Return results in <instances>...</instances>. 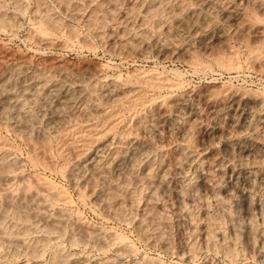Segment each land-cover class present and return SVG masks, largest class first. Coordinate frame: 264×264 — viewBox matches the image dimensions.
Here are the masks:
<instances>
[{
	"label": "rangeland",
	"instance_id": "rangeland-1",
	"mask_svg": "<svg viewBox=\"0 0 264 264\" xmlns=\"http://www.w3.org/2000/svg\"><path fill=\"white\" fill-rule=\"evenodd\" d=\"M160 1L159 0H0V11H1L0 12V53H1L0 54V60H1L0 65L2 63L4 64V62H7L8 58L10 61V59L11 60L12 58L15 59V56H17L16 59L19 60L21 58L20 61L30 62L34 68H36L35 66H37L36 69L38 70V72L41 71L43 74L44 71L39 69L40 68L39 65L42 66L44 64L53 63L56 60L55 62H59V64L65 65L66 68H68L67 74H64V73L63 75L53 74L50 72L49 74L47 73V75L51 76L53 74L52 77H49L51 82L59 83L61 81L60 82L61 84L65 83L63 84L64 86L69 85L68 86L69 89H71L72 87L73 92L75 93L77 92V94L81 92L80 94H82V96L78 98L79 100L76 101L77 103L78 101L79 103L81 102L90 103L95 98H98L99 94L95 93V91L100 93L102 91V86H106L108 88H113V87L121 88L122 87L121 89L118 88L119 89L118 93L119 95L121 94L120 96L130 94L132 89L138 88L140 89V92L144 96V98L139 100L138 103L136 104L137 108L135 107L132 110L126 109L122 111L121 114L116 115V117L115 116L112 117V109L114 110L115 104H112L110 102H107L106 104V101L101 99L102 100L100 101L101 104L100 103L99 104L103 108V109L101 108L102 112L99 111V112L94 113L92 115L93 118L91 116L92 118L91 120H87L88 115L86 113L78 110L79 109L78 106L80 104L76 103L74 104V109H75L74 113L76 112V114L71 115L72 117L71 116L69 117V120L66 123V126L60 127L58 129L57 127L56 128L54 127L56 131L58 130L57 134L54 128L52 127V125H49L50 122L48 121L47 117L44 115L43 117L41 112L38 111L40 108L39 107L40 101L36 100V98L27 97V96H19V101L22 104V111L20 114H15L11 108L6 107V109L4 110L5 112H3L4 113L3 116L2 117L0 116V118L2 119V120L0 119V137H2L0 138V144H1L0 145V155L2 154L1 155L2 157L0 156V166H1L0 177L2 178L3 176V178L0 179V219H1L0 220V225H1L0 226V230H1L0 231V252H1L0 261L4 260L3 262H0V264H56L60 260H61V264H69L70 260H73V258L76 259L79 257H84V258L87 257L86 258L88 260L87 264L88 263L98 264L99 262H100L99 264H106V262L107 264L108 263L109 264H131L132 262H133L132 264H152V263L154 264H264V259L261 260L262 258L259 259V257H255V256L254 258L253 256H251L252 257L251 258L249 257L248 254L246 256V252L244 248L245 247L244 238L240 232L238 233V237L236 236L235 239L230 237L229 235L230 225L226 222V218L223 217L224 214L220 213L221 211H219V209L216 208V206L214 208L210 207V209L208 208L206 211H203L207 215L208 214L212 215V216H208L207 222H204L198 219L197 222L192 227L194 230H192L191 228H188L189 229L188 231V229H184L182 227L181 223L176 218V215L174 211H172V209L163 208V205H165V201H163L162 198H159L158 202L160 205H158L159 208H157V211L160 212V216L162 217L161 221L163 220L161 224L162 229L160 230L163 231L164 236L168 240L169 238H171L169 240V247L164 248L162 244L160 245L161 239L156 235L154 231H153V234L151 235V239L150 238L145 239L140 234L141 233L140 228H142L143 226H146V228L148 227L147 229L152 232V230L149 229L151 228L149 220L145 218L144 211H143L144 204L148 197V192L150 191L149 186H145L146 188L143 185H141V188H140V186L136 184L121 186L120 185L121 179L118 176L117 177L113 176L111 178H108L106 180L107 182L101 181L99 185L97 183L96 184L94 183L96 188H93L92 184L90 185V183H86V180L82 176V173L79 172L80 173L79 174L75 172L73 174V171L70 170V167H71L69 164L70 160L76 156L78 151L85 150V148L89 147L90 144L92 143V140L96 139V136L98 137L100 135L99 132L103 131L105 129V126L109 122L117 123V125L115 126L116 127L115 131L117 130L115 135L117 137L124 135V132L127 133L128 131L129 132L132 131L133 134H139L138 130H136L137 129L136 126L138 125L133 127L134 126L133 122L137 124V121H138L137 115L133 116V113L135 112V110L138 113L142 112L144 106L146 105H149V107L151 108H155V104L152 103V100L153 98L157 97V95L161 97L165 96L163 97V99L167 100L168 103L174 98L187 95L189 100H191L189 101V103L197 107L199 112L201 111L200 118H199V120L202 118L200 120L201 122L198 121L197 123L199 124H197L196 128L194 129V133L195 132L197 133V134L195 133L197 144H201V143L207 144L210 142L211 138L213 139V141L215 140L214 142L216 143V144L213 143L212 146L208 148L207 150L212 155H210L207 152L206 153L207 155L203 154L201 156V159L203 160V162H201L202 165H205L206 158H210V156L212 157L213 154L215 155L218 152L223 153L228 143H234L237 141L238 142L241 141L242 143L249 144V143H253V141L255 142L257 140H260L263 137L264 133L261 130L259 121H260L261 116L262 117L264 116V105H263L264 104L263 102L264 101V12H263L264 4H262L264 3V0H260L261 4L257 3V0H255V2L258 5H262L259 7V9H257L258 5L256 3L255 4L257 5V7L255 6L253 2L254 0H250V1L249 0H246V1L245 0L244 1L243 0H215V1L211 0V1H214V4H213L214 7H211L210 5V6H206L203 9L201 13L202 17L200 18L201 23H200V20L194 21L193 19H188L187 20L188 22L186 21L185 24L184 23L179 24L177 20L172 19V17H170L169 14L168 13L166 14V12L164 11L162 14L161 12L159 13L156 7L160 5ZM164 1L167 2L169 0H164ZM196 1L197 0H185L187 4L193 7H195L196 4L200 0H198L197 3H195ZM165 2H163L162 0V4H164ZM232 4H234V6H232ZM245 5H248V6H245ZM233 7H236L239 9L241 8L244 11L245 15L243 14V17L246 20L245 24H240V22L236 20L237 18L231 15L230 10ZM247 7H248V10L245 9ZM148 13L150 16L148 15ZM190 20H193V21H190ZM175 23H176V26H175ZM249 24H251V27ZM255 24L258 27H256ZM188 25L191 28H189ZM172 27H176V28H172ZM234 27L236 29L239 28L240 30L239 29L236 30ZM213 30H216V31H213ZM208 33H210V35H208ZM223 35L226 36L227 38L224 37ZM208 37L210 39H208ZM163 44L166 47L163 46ZM162 46L163 48H161ZM32 59L34 60V62ZM43 59L44 60L46 59V60L44 61ZM82 68L83 70H81ZM89 71H91V75ZM80 74L82 75V77H79ZM21 76L23 77L25 76V74L19 75V78ZM67 76H68L69 81L67 80ZM96 80L97 82H100V83H97ZM112 80H114L113 81L115 83L114 85H113ZM174 80H176L177 82ZM77 81L79 82V84H77ZM116 83L120 86H118ZM137 85H139V87ZM152 85L155 87H153ZM176 85H179V87ZM140 86L142 88H140ZM88 87H91V88H88ZM151 88H155L154 90H156L157 88L158 89L154 91ZM96 89L100 91H97ZM176 89H178L177 92H176ZM141 90L144 92H142ZM92 96H93L92 98L93 100H91ZM87 97L90 99H88ZM31 98L32 99L34 98L35 101L30 100ZM254 100H255V103H253ZM23 101L27 104L25 103L23 104ZM30 101L32 102L34 101L33 102L34 104ZM103 101L105 102L103 103ZM252 103L254 105H252ZM75 107H77L78 109ZM249 107H252V109H250L251 111L249 110L248 112H246L245 109L246 108L248 109ZM33 108H35L36 110ZM25 111L26 112L28 111V112L25 114ZM77 111H79V113ZM10 113L14 114V116H12ZM32 114L34 115L32 116L33 118L30 117ZM84 114L85 116L87 115L86 116L87 119L85 118ZM172 114H175V110L173 111V109H172ZM243 114H245L249 118H248V122H246V124L244 125L245 127H242L241 129L242 132L241 130L239 131L237 129V127L240 126L239 124V126L236 125V128L234 126L233 128L230 129L231 131L228 132V134L231 133L229 134V136L231 135L230 137H228V135L227 136L220 135L221 134L220 131L223 132L227 129L228 127L227 122H229V119H231L232 116H233L232 119L234 118H235L234 120L238 119L237 121L240 123L245 117V115ZM21 115L24 116L25 118L29 117L30 118L29 120L32 119L31 120L32 122H36L39 125L37 124H34L33 126L30 125L31 129L30 128L28 130L23 129L24 131L21 130V128L16 127L15 125H12V124H17V123H22V119L25 120V118L22 117ZM130 115H131V118L133 116L132 121H131ZM96 116H97V119L95 118ZM72 118H73V121L75 120L76 121L75 122L71 121ZM117 118L118 120H116ZM106 120L107 121L110 120V121L106 122ZM45 121L47 123H45ZM71 122H73V124ZM96 122H98V124ZM98 125L101 127H99ZM86 126L88 129L86 128ZM37 127L40 129H38ZM210 127L212 130H210ZM48 128H50L51 130ZM198 128H199V131L197 130ZM78 131H79V134H77ZM256 131H259V132H256ZM42 132L44 135L46 134L47 135L43 136ZM51 132L53 133L51 134ZM210 133H213V134L210 135ZM33 134L35 137L33 136ZM37 134L39 135L41 134V135L39 136ZM102 134H103L102 137L105 141L109 139L111 136V133H109L107 136H105L106 133L104 132H102ZM218 135L219 137H222V136L223 137L217 138ZM60 136L62 137V139L64 138L66 140L64 139L62 140ZM38 137H41V139ZM202 137L204 138L203 142L202 140H200L202 139ZM205 138L209 141L207 142ZM60 139L62 141H60ZM89 139L91 141H88ZM197 139H199V141ZM77 140L79 142H77ZM73 142L75 144H73ZM69 148L71 151L69 150ZM5 164H7L8 166H6ZM66 164H67V167H66ZM10 170H12V172ZM60 171H63V173H61ZM68 171H70L72 174H69ZM223 173L226 174L227 177ZM223 173L222 175L224 176H222L221 174H218L216 178L220 179L221 181L220 183H222V185L228 184L227 186L229 187V183L227 182L228 181L233 182V179L229 178L232 172H229L228 170H224ZM43 178L46 180H43ZM109 180L112 183H110ZM113 181H116V182L113 183ZM54 184L55 186H53ZM111 185L112 187H114V191L115 189L116 191H118V195L122 194L126 197L128 194V197L130 198L129 202H127L124 206H122V208H120L122 210L121 212H120V209H116V207L114 206V202H115L114 199H116L115 193L114 195L109 194V196L107 197L108 200L104 202L99 203L98 199L96 200L97 192L100 190V188L107 189L108 187H111ZM119 185L121 187H119ZM97 187L99 189H97ZM58 191L67 192V196L69 197L70 201L69 202L63 201L61 198H59L56 195ZM135 192H136V196H135ZM130 193H131V196H130ZM31 195H33L34 197ZM44 196H45V200H44ZM52 196L53 198H51ZM262 198L264 199L263 196ZM136 199H138L139 201H137ZM8 200L10 203L8 202ZM64 202H67V203L65 204ZM34 203H36V205ZM107 203L110 205H108ZM31 205H33V207ZM105 205L107 208L105 207ZM111 205L113 206V208ZM126 205H128V207ZM94 206L97 209H95ZM38 207H39V210H38ZM44 207H45V210H44ZM35 208L36 210H34ZM46 209L47 211L51 210L50 213L47 212ZM20 210H21L20 216L22 217L19 218L18 217L19 215L18 216L15 215V212L19 213ZM38 211L40 212V214ZM61 211L62 213H60ZM124 212L126 214L128 213V215H126ZM48 213L51 215L49 216ZM52 213H54V215ZM57 213L59 216H57ZM196 213L198 216L202 214L201 210L199 211L197 210ZM68 215L70 217H68ZM126 216L127 218H125ZM75 217L79 221L75 220ZM31 218H33V220ZM128 218L131 220H129ZM9 219L10 220L12 219V220L10 221ZM39 219L40 221H38ZM58 219H61L60 222H62L63 220L62 225H59L60 223L55 222V220L58 221ZM218 219L220 221H218ZM65 220H67V222ZM42 221L51 222V226L49 224L50 222L49 223L47 222L50 226L49 231L47 230L48 232L46 231V228L43 227ZM140 221L141 222L144 221V223L142 222L141 224ZM37 222H39L41 226ZM214 222L215 224H213ZM26 223L27 225H30V226H27ZM3 224H4L5 229L3 227ZM10 224L12 227L10 226ZM164 225H165V228H164ZM256 225L257 223L254 222V226L257 228ZM201 226L205 228H202ZM1 227L3 228V231ZM208 228L211 230H209ZM18 229L19 231L23 232V235H21V237L22 239L26 238L25 240H23L25 242L23 241H20V242L13 241L12 242L13 238L14 240L16 238L15 231L16 230L18 231ZM23 229L27 231H24ZM50 229H52L51 232H50ZM30 230H32V232H30ZM224 230L226 232H224ZM52 231H54L55 233ZM212 231H215L213 235L215 239L212 237L213 241L211 240V243H208L206 241L207 236ZM7 233L9 234L7 235ZM30 233L32 234L31 236H30ZM49 233H52V235H50ZM193 233H195L196 235ZM111 234L121 235L122 237H125L126 241L130 243L129 244L130 247L124 248L123 246H117L116 244H114L111 239L112 238ZM85 235L86 237L84 238ZM216 235L218 237H216ZM223 235L225 236V239L222 238ZM38 236L40 237V239ZM109 236L111 237L109 238ZM184 236H186L187 239L190 238L189 239L190 241L185 239ZM240 236L242 237V239ZM101 238H102V241L104 242V243L102 242L103 245L102 244L100 245L94 241L96 239H101ZM46 239L49 241H47ZM156 239H158L159 242ZM183 239L187 240L191 244L190 245L192 248L191 250L194 251V253L191 251L192 254L190 253V256L188 255L187 252L183 253L184 251L181 248V243ZM2 240H5V241H2ZM35 240L40 241L41 247L39 249L41 250L39 251L33 247L34 246L33 243L35 242ZM223 240L225 242H223ZM81 241L82 242L84 241V242L81 243ZM205 242H207L208 245L207 244L205 245ZM217 242L220 244L218 245ZM21 243L23 246H25L26 244L27 247H23ZM46 243H49V244H46ZM56 244L57 246H55ZM209 244L212 245V247ZM224 244H226V246ZM216 246H218V248ZM235 246L236 248H234ZM241 247H242V251H241ZM28 248L30 251L28 250ZM55 248L57 251L55 250ZM232 248L236 252L238 251L239 252L236 254ZM18 249H19V253L16 252L18 251ZM21 250H26V251H21ZM42 250H44L46 253ZM180 250L182 251V253ZM53 251H54V254H52ZM64 253H66L67 256ZM77 253L79 254V256L76 255ZM62 254H64L63 255L64 257L61 256ZM191 256L193 258H191ZM56 260L58 262H55ZM63 261L65 262L63 263Z\"/></svg>",
	"mask_w": 264,
	"mask_h": 264
},
{
	"label": "bare ground",
	"instance_id": "bare-ground-1",
	"mask_svg": "<svg viewBox=\"0 0 264 264\" xmlns=\"http://www.w3.org/2000/svg\"><path fill=\"white\" fill-rule=\"evenodd\" d=\"M160 1V0H159ZM198 1V0H197ZM197 1L195 3H197ZM215 1V0H214ZM214 1L211 0H200L195 7L190 6L189 4H187L185 2V0H169L167 2H165L163 0V2H165L164 4H162V0L160 1V5H158L157 11L161 14L164 12H166V14L168 13L170 17H172V19H175L180 23H184L188 20V19H193L194 21L196 20H200L201 13L203 11V9L206 6H210L214 7ZM244 1V0H243ZM246 1V0H245ZM250 1V0H249ZM220 2V1H219ZM223 2V1H222ZM254 4L256 3L255 0L253 1ZM148 3V2H147ZM190 3V2H189ZM224 3V2H223ZM235 3V2H234ZM257 3L261 4L260 0H257ZM256 3V4H257ZM162 4V5H161ZM191 4V3H190ZM245 4V3H244ZM255 4V6L257 7V5ZM264 4V3H262ZM150 5V4H149ZM243 5V4H242ZM241 5V6H242ZM249 5V4H248ZM245 5V6H248ZM251 5V4H250ZM227 6V5H226ZM232 6H234V4H232ZM262 6V5H258V8ZM216 7V5H215ZM238 7V6H237ZM244 7V6H243ZM150 8V7H149ZM153 8V7H152ZM208 8V7H207ZM219 8V7H218ZM222 9V8H221ZM229 9V8H228ZM231 9V8H230ZM248 10V7L245 8ZM224 10V9H223ZM222 10V11H223ZM246 10V11H247ZM206 11V9H205ZM220 11V10H219ZM245 11V12H246ZM261 11V10H260ZM1 12V11H0ZM210 12V11H209ZM228 12V11H227ZM248 12V11H247ZM264 12V11H263ZM231 15H233L234 17H236L240 24H245V19L243 17L244 11L240 8H236L233 7L230 10ZM225 14V13H224ZM229 14V13H228ZM227 14V15H228ZM248 14V13H247ZM255 14V13H254ZM149 15V13H148ZM203 15V14H202ZM245 15V14H244ZM150 16V15H149ZM154 16V15H153ZM168 16V15H167ZM156 17V16H155ZM210 17V16H209ZM223 17V16H222ZM227 17V16H226ZM168 18V17H167ZM206 18V17H205ZM208 18V17H207ZM229 18V17H228ZM211 19V18H210ZM248 19V18H247ZM263 19V18H261ZM190 20V21H193ZM259 20V19H258ZM206 21V20H205ZM211 21V20H210ZM177 22V24H178ZM188 22V21H187ZM217 22V21H216ZM249 22V21H247ZM193 23V22H192ZM201 23V20H200ZM209 23V22H208ZM251 23V22H250ZM178 24V26H179ZM194 24V23H193ZM192 24V25H193ZM197 24V23H196ZM204 24V23H203ZM218 24V23H216ZM236 24V23H234ZM247 24V23H246ZM209 25V24H208ZM248 25V24H247ZM251 27V24H249ZM254 25V24H253ZM252 25V27H253ZM176 26V23H175ZM177 26V27H178ZM189 26V25H188ZM218 26V25H217ZM220 26V25H219ZM223 26V25H222ZM234 26V25H233ZM243 26V25H242ZM246 26V25H245ZM256 26V24H255ZM186 27V26H185ZM214 27V25H213ZM211 27V28H213ZM237 27V26H236ZM240 27V26H239ZM258 27V26H256ZM172 28H176V27H172ZM181 28V27H180ZM188 28V27H187ZM189 28H191L189 26ZM194 28V27H193ZM207 28V27H206ZM216 28V27H215ZM214 28V29H215ZM218 28V27H217ZM221 28V27H220ZM231 28V27H230ZM235 28V27H234ZM169 29V28H168ZM197 29V28H196ZM209 29V27H208ZM226 29V28H225ZM229 29V27H228ZM236 29V28H235ZM239 29V28H237ZM236 29V30H237ZM251 29V28H250ZM174 30V29H173ZM176 30V29H175ZM189 30V29H188ZM191 30V29H190ZM193 30V29H192ZM219 30V29H218ZM240 30V29H239ZM238 30V32H239ZM248 30V29H246ZM196 31V30H195ZM216 31V30H213ZM244 31V30H243ZM199 32V31H198ZM211 32V31H210ZM221 32V31H220ZM242 32V30H241ZM247 32V31H245ZM179 33V32H178ZM205 33V32H203ZM212 33V32H211ZM219 33V32H218ZM232 33V32H231ZM172 34V32H171ZM186 34V33H185ZM239 34V33H237ZM194 35V34H193ZM208 35H210V33H208ZM214 35V34H213ZM218 35V34H217ZM255 35V34H254ZM224 36V35H223ZM261 36V35H260ZM201 37V36H200ZM214 37V36H213ZM219 37V36H218ZM226 37V36H224ZM262 37V36H261ZM227 38V37H226ZM197 39V38H196ZM208 39H210L208 37ZM205 40V39H204ZM154 41V40H153ZM160 41V40H159ZM164 41V40H163ZM46 42V41H45ZM152 42V41H151ZM210 42V41H209ZM140 43V42H139ZM165 43V42H164ZM162 44V43H161ZM160 44V45H161ZM48 45V44H47ZM142 45V44H141ZM156 45V44H155ZM158 45V44H157ZM206 45V44H205ZM140 46V45H139ZM163 46H165L163 44ZM163 46L161 48H163ZM170 46V44H169ZM209 46V45H207ZM146 47V46H145ZM166 47V46H165ZM159 48V49H161ZM169 48V47H168ZM141 49V48H140ZM165 49V48H164ZM173 50V49H172ZM187 50V49H186ZM5 51V50H3ZM141 52V51H140ZM173 52V51H172ZM4 53V52H3ZM12 53V52H11ZM162 53V52H161ZM1 54V53H0ZM6 54V53H5ZM10 55V54H9ZM3 56V55H2ZM5 56V55H4ZM12 56V55H11ZM8 57V56H7ZM17 56H15V59L12 60L8 58L7 62H4V64L2 63L0 65V116H3V112H5L4 110L6 109V107H9L13 110V112L15 114H20L22 111V104L19 101V96H27V97H34L36 98V100L40 101V108L38 111L41 112L42 116H46L48 121L50 122L49 125H52V127L56 128H60V127H65L66 123L69 120V117L71 115L76 114V112L74 113V104H76L77 100H79L78 98L80 96H82V94H77V92H73L72 91V87L71 89H69V85L68 86H64L63 84L59 83H54L51 82L49 77H52L53 74H67L68 72V68H66L65 65H61L59 64V62H54L53 63H49V64H44V65H39L41 70H43V74L42 72H38V70L36 69L37 66H35L36 68H34L32 66V64L30 62H24V61H20V59H16ZM29 57V56H28ZM23 58V57H22ZM26 58V57H24ZM51 58V57H50ZM7 59V58H5ZM25 60V59H23ZM33 60V59H32ZM44 60V59H43ZM46 60V59H45ZM44 60V61H45ZM52 60V59H51ZM1 61V60H0ZM6 61V60H5ZM29 61V60H28ZM42 61V60H41ZM34 62V60H33ZM32 62V63H33ZM43 62V61H42ZM47 62V61H46ZM45 62V63H46ZM50 62V61H49ZM41 63V62H40ZM62 63V62H60ZM65 63V62H64ZM37 64V63H36ZM66 64V63H65ZM68 64V63H67ZM70 67V66H69ZM86 69V68H85ZM83 70V68L81 69ZM79 70V71H81ZM102 70V69H101ZM87 71V70H86ZM93 71V70H92ZM53 73L51 76L47 75V73ZM78 72V71H77ZM90 75H91V71ZM80 73V72H79ZM25 74V76H21L19 78V75H23ZM71 74V73H69ZM73 74V73H72ZM76 74V73H75ZM93 74V73H92ZM74 75V74H73ZM89 75V76H90ZM161 75V74H160ZM57 76V75H55ZM60 76V75H59ZM61 77V76H60ZM65 77V76H63ZM71 77V76H69ZM74 77V76H73ZM79 77H82V75L80 74ZM99 77V76H98ZM58 78V77H56ZM77 78V77H76ZM84 78V77H83ZM90 78V77H89ZM64 79V78H63ZM71 79V78H70ZM74 79V78H72ZM81 79V78H80ZM117 79V78H116ZM163 79V78H162ZM176 79V78H174ZM179 79V78H178ZM54 80V79H53ZM66 80V79H65ZM67 80H68V76H67ZM85 80V79H84ZM83 80V82H84ZM88 80V79H87ZM98 80V78H97ZM96 80V82H97ZM102 80V79H101ZM159 80V79H158ZM69 81V80H68ZM66 81V82H68ZM73 81V80H72ZM93 81V80H92ZM114 80H112L113 82ZM148 81V80H147ZM156 81V79H155ZM176 81V80H174ZM173 81V82H174ZM56 82V81H55ZM65 82V81H64ZM105 82V81H104ZM108 82V81H107ZM177 82V81H176ZM179 82V81H178ZM100 83V82H97ZM103 83V82H102ZM155 83V82H154ZM77 84H79V82L77 81ZM82 84V83H81ZM80 84V85H81ZM86 84V83H85ZM95 84V83H94ZM107 84V83H106ZM115 83L113 82V85ZM117 84V83H116ZM135 84V83H134ZM165 84V82H164ZM177 84V83H175ZM102 85V84H101ZM118 85V84H117ZM130 85V84H129ZM141 85V84H139ZM139 85H137L139 87ZM156 85V84H154ZM185 85V84H184ZM183 85V86H184ZM97 86V85H95ZM99 86V85H98ZM111 86V85H110ZM116 86V85H115ZM120 86V85H118ZM134 86V85H133ZM153 86V85H152ZM151 86V87H152ZM179 87V85H176ZM80 87V86H78ZM136 87V86H135ZM146 87V86H145ZM155 87V86H153ZM91 88V87H88ZM97 88V87H96ZM120 87H113V88H108L106 86H102V91L96 92L95 89V93H98L99 96L98 98H95L94 100L92 99L93 96L91 97V101L90 103H84L81 102L78 103L80 104L77 107L79 111L86 113L88 119L86 118L85 114V118L87 120H91L93 118V114L96 112L101 111V103L100 101H102L101 99L107 102H110L112 104H115V108L114 110L112 109V117L118 114H121L122 111L126 110V109H133L136 107V104L138 103L139 100H141L142 98H144L143 94L140 92V89L135 88L132 89L130 94L124 95V96H120L118 91ZM122 88V87H121ZM120 88V89H121ZM140 88H142L140 86ZM167 88V87H166ZM164 88V89H166ZM174 88V87H173ZM77 89V88H76ZM81 89V88H80ZM128 89V88H127ZM151 89H155V88H151ZM158 89V88H157ZM156 89V90H157ZM183 89V88H182ZM210 89V88H209ZM97 90V89H96ZM123 90V89H122ZM147 90V89H146ZM154 90V91H156ZM163 90V89H162ZM178 89H176L177 92ZM77 91V90H76ZM83 91V90H81ZM100 91V90H97ZM125 91V90H124ZM129 91V90H128ZM142 91V90H141ZM144 92V91H142ZM150 92V91H149ZM153 92V91H152ZM160 92V91H159ZM164 92V91H163ZM175 92V93H176ZM123 93V92H121ZM161 93V92H160ZM168 93V92H167ZM174 93V91H173ZM172 93V94H173ZM189 93V92H188ZM193 93V92H192ZM198 93V92H197ZM196 93V94H197ZM210 93V92H209ZM208 93V94H209ZM84 94V93H83ZM90 94V93H89ZM94 94V93H93ZM146 94V93H145ZM148 94V93H147ZM166 94V93H165ZM194 94V93H193ZM161 95V94H160ZM170 95V93H169ZM189 95V94H188ZM242 95V94H241ZM84 96V95H83ZM163 96V95H162ZM191 96V95H190ZM211 96V95H209ZM86 97V96H85ZM84 97V98H85ZM165 97V96H163ZM163 97L158 96L153 98L152 103L155 104V108H151L149 107V105L144 106L142 112H135L133 113V116L137 115V124L133 122L134 126L137 127L136 130H138L139 134H133L132 131L131 132H124V135L117 137L116 131H115V126L117 125L116 122H109L110 120H106V122H109L106 126L105 129L103 131L99 132V136H96V139L92 140V143L90 144L89 147L85 148V150H81L78 151V153L76 154L75 157H73L69 164H70V170L73 171V174L75 172L77 173H82V176L84 177V179L86 180V183H90V185H93V188H96L94 183L98 184L101 183V181H106L108 178H111L113 176H118L121 180L120 185L121 186H126V185H130V184H136L139 185L141 188V185L145 186H149V192H148V197L146 199V202L144 204L143 207V211H144V216L146 219L149 220V223L151 225V229L152 232L150 230H148L146 228V226H143L141 229V235L142 237H144L145 239L150 238L151 239V235L153 234V231L156 233V235L161 239L160 241V245L162 244V246L164 248H168L169 247V240L171 238H169V240L164 236V233L161 228V224H162V217L160 216V212L157 211V208H159L158 205V199L162 198L163 201H165V205H163V208H169L172 209V211H174L176 218L179 220V222L181 223L182 227L184 229H188L191 228L192 230H194L192 227L193 225L197 222L198 219H200L201 221L207 222L208 221V216H212L210 214H206L203 211H206L208 208L210 209V207L214 208L216 206V208L219 209V211H221L220 213H223L222 216L226 218V222L230 225V237L231 238H236V236L238 237V233L240 232L241 235L244 238V244H245V252H246V256L247 254L249 255V257L254 256L255 257H259V259L263 260L264 259V199L262 198V196L264 197V134L263 137L260 140L257 141H253V143H242L240 142H234V143H228L224 149V152H218L215 155L213 154V156L210 158H206L205 159V165H202L201 162H203V160L201 159V156L203 154H206L208 151V148H210L212 146L213 143H215L213 141V139H210V142L205 144V143H201V144H197L195 135L194 133V129L196 128L197 123L200 118V112L198 110L197 107H195L194 105H192L191 103H189V98L187 95L185 96H180L177 98H174L173 100H171L169 103L167 102V100H164ZM168 97V96H167ZM166 97V98H167ZM23 98V97H22ZM34 98L30 99V100H34ZM83 98V97H82ZM88 98V97H87ZM147 98V97H146ZM206 98V97H205ZM238 98V97H237ZM81 99V98H80ZM86 99V98H85ZM90 99V98H88ZM195 99V98H194ZM245 99V98H243ZM22 100V99H21ZM238 100V99H237ZM35 101V100H34ZM33 101V102H34ZM84 101V100H83ZM86 101V100H85ZM89 101V100H88ZM103 101V103L105 102ZM208 101V100H207ZM233 101V100H232ZM242 101V100H241ZM29 102V101H28ZM32 102V101H30ZM32 102V103H33ZM150 102V101H149ZM215 102V101H214ZM238 102V101H237ZM243 102V101H242ZM264 102V101H263ZM25 102L23 101V104ZM77 103V104H78ZM100 103V104H99ZM109 103V104H110ZM255 103V100L254 102ZM252 103V105H254ZM261 103V102H259ZM27 104V103H25ZM34 104V103H33ZM39 104V103H38ZM149 104V103H148ZM211 104V102H210ZM235 104V103H233ZM241 104V103H240ZM251 104V103H250ZM249 104V106H250ZM37 105V104H36ZM35 105V107H36ZM104 105V104H102ZM139 105V104H138ZM232 105V104H231ZM237 105V104H236ZM235 105V107H236ZM264 105V104H263ZM262 105V107H263ZM33 106V105H32ZM106 106V105H105ZM151 106V105H150ZM197 106V105H196ZM210 106V105H209ZM247 106V105H246ZM261 106V105H260ZM25 107V106H24ZM34 107V106H33ZM111 107V106H110ZM140 107V106H139ZM28 108V107H27ZM137 108V107H136ZM221 108V107H220ZM238 108V107H237ZM257 108V107H256ZM35 109V108H33ZM103 109V108H102ZM105 109V108H104ZM172 109L173 111L175 110V114H172ZM235 109V108H234ZM243 109V108H242ZM250 109H252V107H249L248 109L246 108V112H248ZM258 109V108H257ZM30 110V108H29ZM36 110V109H35ZM202 110V109H201ZM79 111H77L79 113ZM106 111V110H105ZM103 111V112H105ZM108 111V110H107ZM208 111V110H207ZM214 111V110H213ZM251 111V110H250ZM255 111V109H254ZM12 112V113H13ZM28 112V111H27ZM25 111V114L27 113ZM80 112V114H81ZM102 112V111H101ZM131 112V111H130ZM133 112V111H132ZM218 112V110H217ZM242 112V111H241ZM240 112V113H241ZM244 112V111H243ZM253 112V111H252ZM8 113V112H7ZM6 113V114H7ZM10 113L12 116H14V114ZM24 113V112H23ZM30 113V111H29ZM77 113V114H78ZM238 113V112H237ZM261 113V112H260ZM38 114V112H37ZM98 114V113H97ZM102 114V113H101ZM104 114V113H103ZM106 114V113H105ZM111 114V113H110ZM132 114V113H131ZM213 114V113H212ZM228 114V113H227ZM239 114V113H238ZM100 115V114H99ZM124 115V114H123ZM122 115V116H123ZM237 115V114H236ZM245 115V114H243ZM247 115V113H246ZM243 118V120L239 123L237 120L229 119L228 123V127L225 131L221 132L220 131V135H224V136H229V131H231L230 129L233 128L236 125L240 126L237 127V129L240 131L242 129V127H245L244 125L246 124V122H248V116H246ZM22 116V115H21ZM26 116V115H25ZM34 116L33 114L30 116L32 117ZM43 116V117H44ZM82 116V114H81ZM92 116V118H91ZM133 116L131 118V121L133 119ZM202 116V115H201ZM208 116V115H207ZM24 117V116H22ZM72 117V116H71ZM77 117V116H76ZM99 117V116H98ZM101 117V116H100ZM110 117V116H109ZM111 117V118H112ZM203 117V116H202ZM230 117V116H229ZM239 117V116H238ZM25 118V117H24ZM33 118V117H32ZM74 118V117H73ZM73 118L71 121H73ZM80 118V117H79ZM97 119V116L95 117ZM105 118V117H104ZM107 118V117H106ZM123 118V117H121ZM129 118V117H128ZM129 118V119H130ZM1 119V118H0ZM19 119V118H18ZM21 119V118H20ZM30 118L27 117L25 118V120L22 119V123H17V124H12L15 125L18 128H21V130L23 129H29L30 125L33 126L34 124H37L36 122H32L31 120H29ZM35 119V118H34ZM43 119V118H41ZM110 119V118H109ZM2 120V119H1ZM4 120V118H3ZM12 120V119H11ZM105 120V119H104ZM118 120V118L116 119ZM204 120V119H203ZM8 121V120H7ZM76 121V120H75ZM73 121V122H75ZM79 121V120H78ZM84 121V120H83ZM82 121V122H83ZM113 121V120H112ZM259 121V120H258ZM11 122V121H10ZM19 122V121H17ZM48 122V123H49ZM73 122H71L73 124ZM103 122V121H102ZM201 122V121H200ZM260 122V123H259ZM258 123L261 126V130L264 133V116L260 118V121ZM14 123V122H13ZM43 123V122H42ZM45 123H47L45 121ZM79 123V122H78ZM90 123V122H88ZM98 124V122H96ZM95 123V124H96ZM204 123V122H202ZM218 123V122H217ZM225 123V122H224ZM83 124V123H81ZM87 124V123H85ZM94 124V123H93ZM92 124V125H93ZM121 124V123H120ZM132 124V123H131ZM219 124V123H218ZM222 124V123H221ZM220 124V125H221ZM256 124V123H255ZM258 124V126H259ZM39 125V124H37ZM101 125V124H100ZM128 125V124H127ZM14 126V127H15ZM78 126V125H77ZM75 126V127H77ZM94 126V125H93ZM99 126V125H98ZM120 126V125H119ZM202 126V125H201ZM74 127V128H75ZM101 127V126H99ZM103 127V126H102ZM209 127V126H207ZM206 127V128H207ZM216 127V126H215ZM255 127V126H254ZM38 128V127H37ZM45 128V127H44ZM52 128V129H53ZM54 128V130H55ZM68 128V127H67ZM87 128V126H86ZM85 128V129H86ZM93 128V127H92ZM128 128V127H126ZM130 128V127H129ZM201 128V127H200ZM258 128V127H257ZM31 129V128H30ZM36 129V127H35ZM40 129V128H38ZM42 129V128H41ZM50 129V128H48ZM69 129V128H68ZM79 129V128H78ZM84 129V128H82ZM88 129V128H87ZM91 129V128H90ZM98 129V128H97ZM122 129V128H121ZM204 129V128H203ZM220 129V128H219ZM252 129V128H251ZM16 130V129H15ZM20 130V129H19ZM26 130V131H27ZM51 130V129H50ZM62 130V129H61ZM66 130V129H64ZM73 130V129H71ZM101 130V129H100ZM125 130V129H124ZM199 131V128L197 129ZM209 130V129H208ZM210 130L211 127H210ZM249 130V129H248ZM24 131V130H23ZM33 131V130H32ZM56 131V130H55ZM58 131V130H57ZM56 131V134H57ZM69 131V130H68ZM77 131V130H76ZM75 131V132H76ZM84 131V130H83ZM88 131V130H87ZM98 131V130H97ZM127 131V130H126ZM197 131V132H198ZM237 131V130H235ZM246 131V130H244ZM255 131V130H254ZM261 131V132H262ZM28 132V131H27ZM36 132V131H34ZM38 132V131H37ZM41 132V131H40ZM47 132V131H46ZM64 132V131H63ZM92 132V131H90ZM96 132V131H95ZM102 132L106 133L105 136H107L109 133H111V136L109 139H107L106 141L103 139L102 137ZM209 132V131H208ZM242 132V130H241ZM240 132V133H241ZM248 132V131H247ZM246 132V133H247ZM259 132V131H256ZM260 132V133H261ZM39 133V132H38ZM53 132H51L52 134ZM60 133V132H59ZM58 133V134H59ZM84 133V132H83ZM87 133V132H86ZM204 133V132H202ZM217 133V132H216ZM233 133V132H232ZM25 134V133H24ZM36 134V133H35ZM43 134V132H42ZM55 134V133H54ZM70 134V133H69ZM79 134V131L78 133ZM88 134V133H87ZM90 134V133H89ZM95 134V133H94ZM122 134V133H121ZM206 134V133H205ZM213 133H210V135H212ZM245 134V133H244ZM20 135V134H19ZM27 135V134H26ZM30 135V133H29ZM39 135V134H37ZM41 135V134H40ZM39 135V136H40ZM47 135V134H46ZM43 134V136H46ZM60 135V134H59ZM63 135V134H62ZM96 135V134H95ZM94 135V136H95ZM208 135V134H207ZM206 135V136H207ZM241 135V134H240ZM23 136V135H22ZM25 136V135H24ZM34 136V134H33ZM74 136V135H73ZM76 136V135H75ZM93 136V134H92ZM142 136V137H141ZM203 136V134H202ZM235 136V135H234ZM249 136V135H248ZM253 136V134H252ZM30 137V136H29ZM35 137V136H34ZM42 137V136H41ZM41 137H38L41 139ZM61 137V136H60ZM59 137V138H60ZM64 137V136H63ZM82 137V136H81ZM89 137V136H88ZM198 137V136H197ZM209 137V136H208ZM223 137V136H222ZM222 137H218L217 138H222ZM2 138V137H0ZM44 138V137H43ZM57 138V137H56ZM106 138V137H105ZM201 138V137H200ZM216 138V137H215ZM248 138V137H247ZM245 138V139H247ZM257 138V137H256ZM62 139V137H61ZM60 139V141H62ZM71 139V138H70ZM203 137L202 142H203ZM206 139V138H205ZM3 140V139H2ZM66 140V139H64ZM72 140V139H71ZM75 140V139H74ZM82 140V139H81ZM199 141V139H197ZM207 140V139H206ZM205 140V141H206ZM69 141V140H68ZM73 141V140H72ZM76 141V140H75ZM87 141V140H86ZM88 141H91L90 139ZM209 140H207L208 142ZM77 142H79L77 140ZM232 142V141H231ZM4 143V141H3ZM71 143V142H70ZM81 143V142H80ZM79 143V144H80ZM88 143V144H89ZM199 143V142H198ZM7 144V143H6ZM69 144V143H68ZM73 144H75L73 142ZM205 144V145H204ZM216 144V143H215ZM222 144V143H221ZM1 145V144H0ZM83 145V144H82ZM224 145V146H225ZM4 146V145H3ZM64 146V145H63ZM69 146V145H68ZM78 146V145H77ZM61 147V146H60ZM73 147V146H71ZM7 148V147H6ZM77 148V147H76ZM79 148V147H78ZM2 149V148H1ZM8 149V148H7ZM63 149V148H62ZM73 149V148H72ZM213 149V148H211ZM219 149V148H217ZM70 150V148H69ZM216 150V149H215ZM223 150V149H222ZM71 151V150H70ZM74 151V150H73ZM72 151V152H73ZM5 153V152H4ZM7 153V152H6ZM63 153V152H62ZM209 153V152H208ZM12 154V153H10ZM64 154V153H63ZM71 154V153H70ZM210 154V153H209ZM2 155V154H1ZM0 155V156H1ZM6 155V154H5ZM75 155V154H74ZM207 155V154H206ZM212 155V154H210ZM2 157V156H1ZM208 157V156H207ZM8 158V157H7ZM66 158V157H65ZM2 159V158H1ZM6 159V158H5ZM68 159V157H67ZM204 159V158H203ZM4 160V159H3ZM32 160V159H31ZM202 160V161H201ZM66 161V160H65ZM32 162V161H31ZM34 162V161H33ZM5 163V162H4ZM9 164V163H8ZM65 164V163H64ZM3 165V164H2ZM6 166H8L7 164H5ZM4 166V165H3ZM18 166V165H17ZM19 167V166H18ZM21 167V166H20ZM67 167V164H66ZM1 168V166H0ZM64 168V167H63ZM4 169V168H3ZM17 169V168H16ZM20 169V168H19ZM69 169V167H68ZM1 170V169H0ZM9 170V169H8ZM224 170H228L229 172H232L230 174V179H233V182H227L229 183V187L227 185H222V183H220V179H217L216 176L218 174H221L224 172ZM12 172V170H10ZM14 171V170H13ZM66 171V170H65ZM7 172V171H6ZM19 172V171H18ZM61 173H63V171H60ZM69 174H72L70 171H68ZM227 172V171H226ZM10 173V172H9ZM16 173V172H15ZM66 173V172H65ZM64 173V174H65ZM76 173V174H77ZM79 173V174H80ZM7 174V173H6ZM224 174V173H223ZM2 175V174H1ZM10 175V174H9ZM12 175V174H11ZM226 175V174H224ZM222 175V176H224ZM5 176V175H4ZM71 176V175H70ZM16 177V176H15ZM227 177V175H226ZM3 178V176H2ZM0 177V179H2ZM9 178V177H8ZM12 178V176H11ZM115 178V177H114ZM41 179V178H40ZM118 179V178H117ZM222 179V178H221ZM43 180H46L43 178ZM42 180V181H43ZM79 180V179H78ZM82 180V179H81ZM113 180V179H112ZM219 180V182H218ZM10 181V179H9ZM83 181V180H82ZM8 182V180H7ZM80 182V181H79ZM107 182V181H106ZM110 182V180H109ZM116 181H113V183H115ZM223 182V181H222ZM78 183V182H77ZM104 183V182H103ZM112 183V182H110ZM46 184V183H45ZM48 184V183H47ZM80 184V183H79ZM84 184V182H83ZM109 184V183H108ZM107 184V186H108ZM118 184V183H117ZM110 185V184H109ZM119 185V187H121ZM55 186V184L53 185ZM76 186V185H75ZM142 186V188H143ZM227 186V187H226ZM102 187V186H101ZM105 187V186H104ZM117 187V186H116ZM132 187V186H131ZM130 187V188H131ZM137 187V186H136ZM87 188V187H86ZM124 188V187H123ZM129 188V189H130ZM146 188V187H145ZM42 189V188H41ZM97 189H99L97 187ZM148 189V188H147ZM46 190V189H45ZM52 190V189H51ZM65 190V189H63ZM43 191V190H42ZM121 191V190H120ZM124 191V190H123ZM127 191V190H126ZM132 191V190H131ZM141 191V189H140ZM139 191V193H140ZM146 191V189H145ZM93 192V191H92ZM97 192V190H96ZM143 192V191H142ZM141 192V194H142ZM114 193L116 194L115 198V202H114V206L116 207V209H120L122 208V206H124L127 202H129L130 198L127 196L125 197L124 195L120 194L118 195V191H114V187H108L107 189H101L97 192V197L96 200L98 199L99 203L100 202H104L106 200H108V196L110 195H114ZM123 193V192H122ZM134 193V192H133ZM132 193V194H133ZM38 194V193H37ZM43 194V193H42ZM124 194V193H123ZM35 195V194H34ZM55 195V194H54ZM53 195V196H54ZM59 198H61L63 201H67L69 202L70 199L67 196V192L65 191H58V193L56 194ZM93 195V194H92ZM91 195V196H92ZM122 195V196H121ZM144 195V193H143ZM30 196V195H29ZM33 196V195H31ZM51 196V195H50ZM53 196L51 198H53ZM121 196V197H120ZM131 196V193H130ZM134 196V195H133ZM135 196H136V192H135ZM134 196V197H135ZM140 196V195H139ZM160 196V197H159ZM10 197V196H9ZM34 197V196H33ZM43 197V196H42ZM57 197V198H58ZM80 197V196H79ZM14 198V197H13ZM23 198V197H22ZM49 198V197H47ZM58 198V199H59ZM95 198V196H94ZM110 198V197H109ZM140 198V197H139ZM20 199V197H19ZM34 199V198H33ZM43 199V198H42ZM83 199V198H82ZM81 199V200H82ZM132 199V197H131ZM26 200V198H25ZM32 200V199H31ZM44 200H45V196H44ZM43 200V201H44ZM113 200V201H114ZM137 201H139L138 199H136ZM161 200V199H160ZM7 201V200H6ZM36 201V199H35ZM40 201V200H39ZM59 201V200H58ZM110 201V200H109ZM112 201V202H113ZM142 201V199H141ZM140 201V202H141ZM9 202V200H8ZM7 202V203H8ZM26 202V201H25ZM32 202V201H31ZM45 202V201H44ZM43 202V203H44ZM52 202V201H51ZM62 202V201H61ZM67 202H64L65 204ZM111 202V201H110ZM10 203V202H9ZM24 203V201H23ZM47 203V201H46ZM45 203V204H46ZM71 203V202H70ZM97 203V202H96ZM109 203V202H108ZM107 203V204H108ZM26 204V203H25ZM24 204V205H25ZM32 204V203H31ZM36 205V203H34ZM38 204V202H37ZM49 204V203H48ZM57 204V203H56ZM72 204V203H71ZM98 204V203H97ZM113 204V203H112ZM12 205V204H10ZM28 205V204H27ZM34 205V206H35ZM42 205V204H41ZM50 205V204H49ZM70 205V204H68ZM101 205V204H100ZM110 205V204H108ZM129 205V204H128ZM128 205H126L128 207ZM131 205V204H130ZM137 205V204H136ZM140 205V204H139ZM143 205V204H142ZM141 205V206H142ZM9 206V205H8ZM14 206V204H13ZM18 206V205H17ZM33 207V205H31ZM38 206V205H37ZM112 206V205H111ZM132 206V205H131ZM134 206V205H133ZM7 207V206H6ZM20 207V206H19ZM28 207V206H27ZM26 207V208H27ZM50 207V206H49ZM101 207V206H100ZM106 207V205H105ZM109 207V206H108ZM9 208V207H8ZM12 208V207H11ZM37 208V207H36ZM36 208L34 210H36ZM58 208V207H57ZM95 208V206H94ZM104 208V207H103ZM107 208V207H106ZM113 208V206H112ZM162 208V206H161ZM14 209V208H13ZM17 209V208H16ZM24 209V207H23ZM32 209V208H31ZM42 209V208H41ZM97 209V208H95ZM115 209V210H116ZM133 209V208H132ZM136 209V208H135ZM141 209V208H140ZM201 210L202 214H200L199 216L197 215L196 211L197 210ZM7 210V209H6ZM10 210V209H9ZM8 210V211H9ZM39 210V207H38ZM45 210V207H44ZM50 210V209H48ZM64 210V209H63ZM142 210V209H141ZM165 210V209H164ZM167 210V209H166ZM196 210V211H195ZM31 211V210H30ZM47 211V209H46ZM51 211V210H50ZM50 211H47L50 213ZM54 211V210H53ZM59 211V210H58ZM76 211V210H75ZM93 211V210H92ZM103 211V210H102ZM122 210L120 209V212ZM126 211V210H125ZM128 211V210H127ZM136 211V210H135ZM161 211V210H160ZM218 211V213H219ZM39 212V211H38ZM55 212V211H54ZM57 212V211H56ZM64 212V211H63ZM104 212V211H103ZM108 212V211H106ZM134 212V211H133ZM165 212V211H164ZM168 212V211H167ZM212 212V211H211ZM214 212V211H213ZM13 213V212H12ZM21 210L18 212H15V215H19L18 217H22L20 216ZM24 213V211H23ZM27 213V212H26ZM31 213V212H30ZM36 213V212H35ZM43 213V212H42ZM48 213V214H49ZM62 213V211L60 212ZM76 213V212H75ZM101 213V212H100ZM110 213V212H109ZM108 213V215H109ZM125 213V212H124ZM162 213V212H161ZM4 214V213H3ZM7 214V213H6ZM40 214V212H39ZM44 214V213H43ZM42 214V215H43ZM54 215V213H52ZM56 214V213H55ZM115 214V213H114ZM120 214V213H119ZM126 214V213H125ZM167 214V213H166ZM27 215V214H26ZM31 215V214H30ZM47 215V214H46ZM51 214H49L50 216ZM61 215V214H60ZM74 215V213H73ZM77 215V214H76ZM75 215V216H76ZM107 215V216H108ZM117 215V213H116ZM128 215V213L126 214ZM130 215V213H129ZM132 215V214H131ZM3 216V215H2ZM14 216V215H13ZM35 216V215H34ZM48 216V218H49ZM57 216L58 213H57ZM115 216V215H114ZM124 216V215H123ZM136 216V215H135ZM169 216V215H167ZM221 216V215H220ZM8 217V216H7ZM6 217V218H7ZM16 217V216H15ZM24 217V216H23ZM42 217V216H41ZM67 217V216H65ZM68 217H70L68 215ZM110 217V216H109ZM199 217V218H198ZM214 217V216H213ZM218 217V216H217ZM215 217V218H217ZM222 217V218H223ZM3 218V217H2ZM9 218V217H8ZM35 218V217H34ZM38 218V217H37ZM47 218V217H46ZM53 218V217H52ZM118 218V217H116ZM127 218V216L125 217ZM132 218V217H131ZM166 218V217H165ZM214 218V219H215ZM18 219V218H17ZM15 219V220H17ZM27 219V218H26ZM33 220V218H31ZM51 219V217H50ZM62 219V218H61ZM61 219H58V221L55 220L56 223H60L59 225H62ZM79 219V218H78ZM122 219V217H121ZM129 219V218H128ZM133 219V218H132ZM170 219V218H169ZM1 220V219H0ZM8 220V219H7ZM10 220V219H9ZM12 220V219H11ZM10 220V221H11ZM20 220V219H19ZM24 220V219H22ZM71 220V219H70ZM75 220L76 217H75ZM131 220V219H129ZM199 220V221H200ZM14 221V220H13ZM28 221V220H27ZM40 221V219L38 220ZM51 221V220H50ZM49 221V222H50ZM54 221V220H53ZM67 222V220H65ZM64 221V222H65ZM79 221V220H77ZM125 221V220H124ZM217 221V220H216ZM218 221H220L218 219ZM15 222V221H14ZM13 222V223H14ZM30 222V220H29ZM43 222V227L46 228V231H49V228L51 226V222L48 223L46 221H42ZM141 222V221H140ZM144 223V221H142ZM141 222V224H142ZM169 222V220H168ZM176 222V221H175ZM254 222L257 223V228L254 226ZM18 223V222H17ZM16 223V224H17ZM28 223V222H27ZM26 223V225H27ZM39 223V222H37ZM71 223V222H70ZM75 223V222H73ZM146 223V222H145ZM210 223V222H209ZM218 223V222H217ZM224 223V222H223ZM24 224V223H23ZM29 224V223H28ZM40 224V223H39ZM55 224V223H54ZM171 224V223H170ZM199 224V223H198ZM202 224V223H201ZM215 224V222L213 223ZM212 224V226H213ZM8 225V224H7ZM13 225V224H12ZM25 225V226H26ZM37 225V224H35ZM77 225V224H76ZM79 225V224H78ZM138 225V224H137ZM145 225V224H144ZM178 225V224H177ZM210 225V224H209ZM1 226V225H0ZM11 226V224H10ZM19 226V225H18ZM30 226V225H27ZM26 226V227H27ZM41 226V224H40ZM200 226V225H198ZM204 226V225H203ZM211 226V227H212ZM218 226V225H217ZM4 227V224H3ZM12 227V226H11ZM34 227V226H33ZM74 227V226H73ZM76 227V226H75ZM79 227V226H78ZM81 227V225H80ZM150 227V226H149ZM167 227V226H166ZM202 227V226H201ZM215 227V226H214ZM213 227V228H214ZM2 228V227H1ZM7 228V226H6ZM18 228V227H17ZM20 228V227H19ZM25 228V227H24ZM28 228V227H27ZM41 228V227H40ZM44 228V229H45ZM70 228V227H69ZM138 228V226H137ZM165 228V225H164ZM163 228V229H164ZM195 228V227H194ZM198 228V227H196ZM205 228V227H202ZM207 228V227H206ZM218 228V227H217ZM5 229V227H4ZM26 229V228H25ZM66 229V228H65ZM78 229V228H77ZM101 229V228H100ZM108 229V228H107ZM180 229V228H179ZM209 229V228H208ZM219 229V228H218ZM226 229V228H225ZM13 230V229H12ZM11 230V231H12ZM15 230V229H14ZM24 230V229H23ZM29 230V229H28ZM42 230V229H41ZM52 229H50L51 232ZM55 230V229H54ZM72 230V229H70ZM83 230V229H82ZM104 230V229H103ZM111 230V229H110ZM138 230V229H137ZM166 230V229H165ZM197 230V229H195ZM201 230V229H200ZM199 230V231H200ZM207 230V229H206ZM211 230V229H209ZM215 230V229H213ZM1 231V230H0ZM3 231V228H2ZM27 231V230H24ZM34 231V230H33ZM47 231V232H48ZM87 231V230H86ZM85 231V232H86ZM92 231V230H90ZM89 231V232H90ZM106 231V230H105ZM189 231V229H188ZM205 231V230H204ZM6 232V231H4ZM10 232V231H9ZM13 232V231H12ZM11 232V234H12ZM16 233V238L13 241L15 242H20L23 241L25 239H22L21 235H23L22 231H15ZM30 232H32V230H30ZM42 232V231H41ZM40 232V233H41ZM45 232V231H44ZM54 232V231H52ZM64 232V231H63ZM62 232V233H63ZM72 232V231H71ZM187 232V231H186ZM224 232H226L224 230ZM3 233V232H2ZM28 233V232H27ZM36 233V232H35ZM39 233V232H38ZM55 233V232H54ZM103 233V232H102ZM109 233V232H108ZM111 233V232H110ZM167 233V232H166ZM204 233V232H203ZM215 231H212L208 234L207 236V242L211 243L212 237L214 235ZM220 233V232H219ZM9 233H7L8 235ZM14 234V233H13ZM37 234V233H36ZM43 234V233H42ZM50 235H52V233H49ZM58 234V233H57ZM78 234V233H77ZM88 234V232H87ZM107 234V233H106ZM114 234V233H113ZM112 235V241L114 244H116L117 246H123L124 248L126 247H130L129 244L125 237H122L121 235ZM139 234V233H138ZM170 234V233H169ZM188 234V233H187ZM195 234V233H193ZM3 235V234H1ZM25 235V234H24ZM32 234L30 233V236ZM39 235V234H38ZM46 235V234H45ZM56 235V234H55ZM72 235V234H71ZM94 235V234H93ZM104 235V234H103ZM185 235V234H184ZM196 235V234H195ZM199 235V234H198ZM221 235V234H220ZM5 236V234H4ZM26 236V235H25ZM78 236V235H77ZM167 236V235H166ZM190 236V235H189ZM39 237V236H38ZM45 237V236H44ZM64 237V236H63ZM86 237V235L84 236V238ZM111 236H109L110 238ZM157 237V238H158ZM194 237V236H193ZM216 237H218L216 235ZM241 237V236H240ZM5 238V237H4ZM36 238V237H35ZM42 238V236H41ZM47 238V237H46ZM50 238V237H49ZM73 238V237H72ZM103 238V237H102ZM101 239H96L94 240L96 243L98 244H102L103 245V241ZM153 238V237H152ZM185 239L186 236H184ZM192 238V237H191ZM205 238V237H204ZM214 238V237H213ZM222 238L225 239V236L223 235ZM40 239V237H39ZM53 239V238H52ZM65 239V238H64ZM67 239V237H66ZM83 239V238H82ZM183 239L182 243H181V248L183 249V253H188V255L190 256L191 251L194 253L193 250H191V244L187 241ZM215 239V238H214ZM242 239V237H241ZM7 240V239H6ZM11 240V238H10ZM17 240V241H16ZM47 240V239H46ZM59 240V239H58ZM63 240V239H61ZM75 240V239H74ZM79 240V239H78ZM92 240V239H91ZM158 242L159 240L156 239ZM155 240V241H156ZM196 240V238H195ZM221 240V239H220ZM239 240V239H238ZM5 241V240H2ZM49 241V240H47ZM57 241V240H56ZM150 241V240H149ZM154 241V242H155ZM190 241V240H189ZM204 241V240H203ZM213 241V240H212ZM236 241V240H235ZM243 241V240H242ZM11 242V241H10ZM11 242V243H12ZM25 242V241H23ZM28 242V241H27ZM31 242V241H30ZM51 242V241H50ZM53 242V240H52ZM80 242V241H78ZM84 242V241H83ZM81 241V243H83ZM103 242V243H102ZM146 242V241H145ZM205 242V245L208 243ZM223 242H225L223 240ZM237 242V241H236ZM240 242V241H239ZM4 243V242H3ZM9 243V242H8ZM42 243V242H41ZM106 243V242H105ZM151 243V242H150ZM192 243V242H191ZM196 243V242H195ZM218 243V242H217ZM222 243V242H221ZM15 244V243H14ZM28 244V243H27ZM30 244V243H29ZM34 244V248L36 250H41L39 249L41 247L40 241L39 240H35ZM43 244V243H42ZM49 244V243H46ZM58 244V243H57ZM57 244L55 246H57ZM94 244V243H93ZM108 244V243H107ZM194 244V243H193ZM220 243H218L219 245ZM227 244V243H226ZM226 244H224L226 246ZM234 244V243H233ZM231 244V245H233ZM17 245V243H16ZM20 245V244H19ZM22 245V243H21ZM44 245V244H43ZM210 245V244H209ZM222 245V244H221ZM230 245V244H229ZM240 245V244H239ZM10 246V245H9ZM12 246V245H11ZM14 246V245H13ZM23 246V245H22ZM31 246V245H30ZM47 246V245H46ZM93 246V245H92ZM172 246V245H171ZM194 246V245H193ZM196 246V245H195ZM203 246V245H202ZM212 247V245H210ZM243 246V245H242ZM15 247V246H14ZM23 247H27L26 244ZM60 247V246H59ZM113 247V246H111ZM162 247V248H163ZM198 247V246H197ZM218 248V246H216ZM220 247V246H219ZM232 247V246H231ZM12 248V247H11ZM17 248V247H16ZM31 248V247H30ZM47 248V247H45ZM171 248V247H170ZM169 248V249H170ZM216 248V250H217ZM236 248V246L234 247ZM14 249V248H13ZM95 249V248H94ZM107 249V248H106ZM105 249V251H106ZM123 249V248H122ZM172 249V248H171ZM198 249V248H197ZM203 249V248H202ZM206 249V248H205ZM208 249V248H207ZM231 249V248H230ZM233 249V248H232ZM29 250V248H28ZM56 250V248H55ZM128 250V249H127ZM164 250V249H163ZM220 250V249H219ZM226 250V249H224ZM234 250V249H233ZM239 250V249H238ZM21 251H26V250H21ZM20 251V252H21ZM30 251V250H29ZM44 251V250H42ZM57 251V250H56ZM60 251V250H59ZM64 251V250H63ZM62 251V253H63ZM101 251V250H100ZM168 251V250H166ZM181 251V250H180ZM229 251V249H228ZM235 251V250H234ZM241 251H242V247H241ZM19 253V249L18 251H16ZM33 252V251H32ZM45 252V251H44ZM129 252V251H128ZM138 252V251H137ZM227 252V251H226ZM225 252V253H226ZM233 252V251H231ZM239 252V251H238ZM238 252L235 251V253L237 254ZM244 252V253H245ZM1 253V252H0ZM3 253V252H2ZM36 253V251H35ZM46 253V252H45ZM57 253V252H56ZM60 253V252H59ZM69 253V252H68ZM127 253V252H126ZM182 253V251H181ZM223 253V254H225ZM228 253V252H227ZM243 253V252H242ZM241 253V254H242ZM39 254V252H38ZM42 254V252H41ZM51 254V253H50ZM49 254V255H50ZM54 254V251L53 253ZM66 256L67 254L64 253ZM64 254H62L61 256H63ZM75 254V253H74ZM192 254V253H191ZM46 255V254H45ZM77 256H79V254H76ZM75 255V256H76ZM196 255V254H195ZM194 255V256H195ZM231 255V254H230ZM34 256V255H33ZM40 256V255H39ZM42 256V255H41ZM51 256V255H50ZM56 256V255H55ZM72 256V255H71ZM184 256V255H183ZM237 256V255H236ZM245 256V255H244ZM5 257V256H3ZM2 257V259H3ZM37 257V256H36ZM54 257V256H53ZM57 257V256H56ZM64 257V256H63ZM73 257V256H72ZM50 258V257H49ZM87 258V257H86ZM84 258V257H79V258H73V260H70L71 264H87L88 260ZM105 258V257H104ZM109 258V257H107ZM106 258V259H107ZM191 258H193L191 256ZM233 258V257H232ZM237 258V257H236ZM252 258V257H251ZM60 259V257H59ZM69 259V258H68ZM247 259V258H246ZM66 260V258H65ZM192 260V259H191ZM253 260V259H252ZM4 261V260H3ZM0 261V262H3ZM101 261V260H100ZM109 261V260H108ZM144 261V260H143ZM146 261V260H145ZM55 262H58L57 260ZM65 261H63L64 263ZM96 262V261H95ZM111 262V261H110ZM117 262V261H116ZM119 262V261H118ZM154 262V261H153ZM45 263V262H44ZM69 263V264H70ZM93 263V262H91ZM100 263V262H99ZM98 263V264H99ZM102 263V262H101ZM122 263V262H121ZM133 263V262H132ZM131 263V264H132ZM56 264H61V260L56 263ZM90 264V263H88ZM107 264V262H106ZM109 264V263H108ZM154 264V263H152Z\"/></svg>",
	"mask_w": 264,
	"mask_h": 264
}]
</instances>
